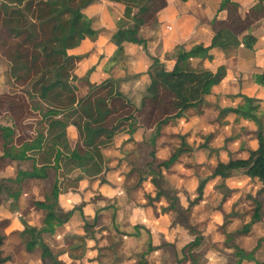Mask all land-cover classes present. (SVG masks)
<instances>
[{"label": "rangeland", "instance_id": "374dc122", "mask_svg": "<svg viewBox=\"0 0 264 264\" xmlns=\"http://www.w3.org/2000/svg\"><path fill=\"white\" fill-rule=\"evenodd\" d=\"M138 2L141 4L144 0H138ZM149 2L150 6H152L151 10L160 4V0H150ZM39 24L37 22L36 27ZM52 29L51 24H44L40 31H33L31 43L19 45V41L11 37L0 25V92H3L0 95V128L5 126L12 128L17 144L25 139H32L37 136L38 132L43 133L41 140L43 147L33 152L34 157L16 164L15 162L7 164L5 159H3L1 146L3 138L0 133L1 204L4 205L6 203L9 206L8 210L12 209L11 211H13L18 206L17 197L25 196L27 202L22 203L21 208L26 210V213L29 211L27 215L25 213L26 217H22L25 215L19 217L21 221L19 233H9L5 230L9 227L4 228L0 220V238L3 242L0 264H56L53 263L54 258L49 256V254H43L42 243L52 255L57 256L56 258L60 260L61 264H102L101 261L97 260L98 263H96V261L86 260L85 258L86 255H93V252H90L87 246H95L98 249V256L103 252L102 247H97L100 246L98 241L100 234L95 233V230H93L95 225L92 219L93 204L96 205L97 210L107 209V213L110 215L107 228L112 235H106L108 246L111 244L108 249H105L107 255H110L111 251H113L110 247L114 249V252L117 251V248L126 249L131 254L128 258L135 260V264H145V256H147L149 251L146 248L147 243L143 246L144 241H142V245L137 243L134 249L131 250L124 241L129 239L130 233L138 232L141 234L156 231L163 234L162 236L167 242L165 245L169 247L165 250V259L167 260H173L174 258V260H177V253L180 255L179 250L189 240L190 232L192 234L191 238L197 237L199 242L202 236H204V239L207 238L206 233L212 231V229L217 228V226H225L231 230L235 229L233 233L228 234V237L231 238V241L228 242L234 244L239 231L249 224L248 222L254 208V202L250 196L256 190L257 183L244 176L245 174L242 170H237L232 173L231 178L226 180L227 184L235 188V193L226 201L225 205L222 204L221 195L215 189L214 182L211 180L206 182L200 200L195 202L198 196L197 185L208 176L210 171L211 163L206 158L209 146L220 145L221 151L218 159H234L247 156V150L242 149V145H238L237 138L231 139L235 134H239L238 124H234L232 130L227 125L222 127L223 132L227 134L224 139L218 137L219 139L217 140L210 139L208 142L206 141L208 133L218 126L215 122L218 117L212 114L206 117V121L198 123L195 128L194 139L190 143L186 139L187 144L181 146L182 152L179 154V159L177 158L179 160L178 163L170 165L168 168H161L158 176H156L157 184L166 193L167 197L175 198V209L172 212L160 213V206H167L171 202L170 199L162 197L160 201L154 200L150 202L147 196L154 197L156 187L149 180L139 184L138 176L140 171L146 170L147 163L153 162V166L156 167L157 163L167 159L175 151L173 143L170 144L169 149L167 147L160 148L158 158H155L150 155L153 147L144 143L147 141L146 138L132 149H123V141V144L120 141H117V144L113 142V145L105 150L107 155L112 156V154H115L113 158L106 157L105 159L102 155V161L96 150L94 151V156L97 160L103 162L100 173L103 172V168L106 166L105 163L113 161L110 167H107V170L110 168L119 170L123 174L122 180L116 178V174L112 171L94 180H90L92 177H87L81 185L75 182L72 179L73 177L61 178L62 193L71 192L74 195L76 194L74 198L70 197L67 202L76 203L71 208L70 205H67L69 208L66 209L62 206L64 201L62 194L54 206V212L61 218L62 225L56 227L53 234L44 233L38 235L40 243L30 251L25 249V244L30 239L29 231L27 232L26 230L43 226L41 218L46 211L43 209L42 211L36 210L38 213H35L34 206L37 205L34 203L37 200H43L42 195L45 184L28 181L19 186L13 179L19 169H30L34 162L39 164L53 160L55 155L54 136L61 129L55 124V121L66 119L72 122L83 121L86 113L79 108L78 100H82L83 105L90 104L87 111L93 117H97L99 109L97 108V100L105 99L108 103L109 111L104 117L103 125L113 129L118 124L120 130L132 129L129 120H127L131 117H134L135 120H140L145 127L149 126V128L154 129V120L162 115L160 107H165L169 113L176 110L170 97L160 107H155L149 100H145L147 106L143 107L140 104L136 108L133 104L124 103L117 97H110L108 93L111 88L109 86L98 87L95 84H91V73L90 69H88L91 61L86 59L87 63L83 62V57L88 54L86 48L79 53L80 55H73L75 57L67 62L60 71L62 78L75 87L74 93L71 94L57 85L54 86L56 74H53L51 70L56 68L61 60L54 56L46 57V53L42 52L40 46L35 43L40 40L47 41L53 35ZM34 43L35 45H33ZM53 60L54 62H52ZM30 65H32L30 69L22 71L24 66L28 67ZM36 68H41L42 70L38 72L35 70ZM47 69H50V71H47ZM40 71H44L43 80L41 81L39 79ZM22 73L28 74V79L25 81L21 77ZM111 80L114 81L115 85L117 83L119 85L121 79L116 77L111 78ZM14 83L23 84L24 86L19 85L22 86L19 88L18 84L15 85ZM123 87L127 94H135L133 85L126 84ZM144 96L149 98L147 92H145ZM131 98L138 99L135 95ZM73 104H75V111H73L72 107L68 108ZM100 105L102 109L106 108L103 104ZM260 111L264 114V99L261 102ZM225 116L224 118H228ZM262 125L260 128L264 129ZM65 134L72 142H74L77 135L76 141H78L79 126L75 123H69ZM241 137L245 140L246 146L251 144V139L248 136L241 134ZM101 138L98 139V144L103 140ZM162 140L174 142L178 139L173 137L169 139L166 137L159 138L157 143L155 142L156 147L159 146ZM203 143L207 145L205 146ZM116 145H119V147ZM101 148L104 147L101 146L99 149L102 154ZM82 150L84 151L85 149L82 147ZM127 150H130V153ZM150 178L148 177V179ZM104 183L108 184V187L103 186ZM87 204L88 210H91V215L85 213V210L81 208ZM215 211L223 212L222 217L217 213L212 214ZM8 212L10 211L5 212L4 207L0 206V216L2 214L8 215ZM258 220H262V224H258L255 228L253 225L250 228L252 233L246 238L248 246H254L255 236L264 232V219L259 218ZM29 221L30 223H28ZM86 222L87 224H85ZM184 228H186L185 231ZM179 230H183V233L186 232L188 235L187 239H180L183 235L178 233ZM200 232L203 235H199ZM196 233L198 234L197 236H195ZM216 236L219 238L218 235ZM204 239L200 240V244L196 243L203 246L201 250L203 253L204 250H207L208 245L206 243H211L213 236H210L209 242L204 241ZM262 240L264 239L258 240L257 246L264 243ZM119 241L121 244L118 243ZM194 249L195 246H193ZM191 250L192 248L187 249L184 247L187 258L190 255H194ZM185 253L183 254L185 255ZM6 255H11V259H5ZM155 257L157 258V255ZM118 261L112 258L106 263L119 264Z\"/></svg>", "mask_w": 264, "mask_h": 264}, {"label": "crops", "instance_id": "0c3cea01", "mask_svg": "<svg viewBox=\"0 0 264 264\" xmlns=\"http://www.w3.org/2000/svg\"><path fill=\"white\" fill-rule=\"evenodd\" d=\"M143 3L139 4V2H133V0H131V2L130 0H127V2L122 0H93L83 9V13L91 19V27L96 31V35L91 38L85 37L77 47L68 50V54L70 55H80L79 53H81L84 48L88 50V54L83 57V62L87 63L86 59L91 61V64L88 66L91 73V84L98 85L106 79L116 77L121 79L119 85L117 83L115 88L122 95V98L119 99L124 101V103H131L136 108L138 105H142V100L145 97V92H147L146 90L150 83L149 70L151 69L153 59L158 60L160 66L165 70H170L174 66L177 56L183 49L189 50L195 45H202L203 47L209 46L217 30H226L235 35L236 39L239 41V45L227 49L214 46L208 48V50L198 52L195 56L187 60V68L196 70L205 69L217 73L218 81L211 87L210 93L204 95V104L201 105L199 109L188 108L184 116L169 120L163 125L160 134L155 138L156 143L159 138L163 137L167 139L173 137L178 140L174 142L162 140L158 147H156L155 143L153 146V144H151V138L154 134V129H151V127L149 128V126L145 127L140 120L136 119L137 122L134 125V130L129 131V129L123 128V130H117L110 143L103 146L104 148H101L102 155L105 159L106 157L113 158L115 154L110 156L105 153V150L109 149V146H112L113 142L117 144V141H120V143L123 141V149H132L146 138L147 141L144 143L150 144L155 148V158H158V153L162 147H167V149H169L170 144L173 143L174 150H177L181 148L180 144H182V142L187 144L186 139L188 143H190V141L194 139L195 128L198 126V123H200V121L201 123L206 121L207 116L214 114L215 117H218L215 121L218 126L217 128L214 127L211 130L212 132L208 133L206 141L208 142L210 139H224L227 134L223 132L222 127L227 125L229 129L232 130L234 124H238L239 134H235L236 136L234 135L231 139H235L236 137L239 143L238 145H242V149L247 150L248 156V152L257 147V140L255 138L257 124L253 120L238 116L232 111H226L220 114V110L223 108H235L242 104L243 98L237 96L238 93H241L253 98L255 100L254 102L258 104L257 116L260 119V124H263L262 126L264 127V114L260 111V105L264 99V86L259 83L260 75L264 74V0H160V4L156 8H152V10L150 8L149 12L144 16V22L138 28L137 37L143 40V42L133 43L123 41L121 43L122 50L117 52L119 41L116 37V32L119 29L131 27L134 24L133 20L124 16L126 4L132 6L133 12H135ZM10 36L12 37V35ZM16 84H18L17 86L19 88L24 86L19 83ZM126 84L133 85L135 94L129 95L125 92L126 90L123 89V86ZM1 94H3V92H0V95ZM134 95L137 96L138 99L131 98ZM171 100H173V97H171ZM224 116L228 118H224ZM127 120L131 122L132 119L128 118ZM262 130L264 135V129ZM241 134L251 139V144L249 146H246L245 140L241 137ZM76 139L77 135L74 142L67 136V141L71 148L75 146L77 142ZM203 145L206 146L207 144L203 143ZM116 146L119 147V145ZM219 146L220 145L209 146L206 157L209 163L213 164V161L218 159L219 152L221 151V147ZM210 148L215 149L216 157H209ZM127 151L130 153V150ZM178 159L172 165L178 163ZM218 160L226 162L230 159L219 158ZM5 161L7 164L21 162H8L6 159ZM112 162L113 161L105 163L106 166H104L103 172L96 176H92L90 180L103 177L105 173L108 174L111 171L116 174V178L122 180L123 174L119 170H112L111 168V170H107V167H110ZM79 174V169H73L69 174H65L61 178L73 177L72 179L81 185L86 180L87 176L76 179V176ZM244 176L248 177L247 175ZM231 177L232 175L225 179H221L220 177L209 179L214 182V187L221 195V202L223 205H225L226 201L235 193V188L226 183V180ZM248 178L257 183L256 190L252 193V196H254L256 191L261 187V183L257 178ZM28 181L41 182L39 179L33 178L26 179L18 185L22 186L23 183H27ZM103 186L108 187V184L104 183ZM60 187L61 192L59 193L58 199L63 194L62 199L64 198V201L62 202V206L68 209L69 206L67 205H70L71 208L76 202L67 201L70 200V197L74 198L76 194L74 195L71 192L62 193L61 182ZM42 197L44 200V195H42ZM17 198L18 206L17 209L13 211H11V208V210H8L9 206L6 203L4 205L0 203V206L4 207L5 212L10 211L8 215L2 214L0 216L3 227H9L5 229L9 233H19V228L21 227L19 217L26 213V210L21 208L22 203L27 202L25 196H19ZM260 201L261 212L259 218L264 219V195L261 197ZM93 205L92 208L94 207V212L92 219L95 224L93 230H95V233L100 234L98 240L100 246L97 247H102L103 252L98 256V249L95 246H87V249L93 252V255H86V260H93L96 261V263H98V260L101 261L102 264H107L106 261H110L113 258L115 261L119 260V264H135V260L128 258L131 254L126 249L117 248V251L114 252V249L110 247L113 251H111L110 255H107L105 249H108L111 244L108 246L106 237L112 235L107 228L110 215L107 213V209L102 208L97 210L96 205ZM87 206L88 204L81 208L85 210V213L91 215V210H88ZM36 210L42 211V208L34 206L35 213H38ZM172 211L173 210H168L162 214ZM27 213H29V211H27ZM213 213L220 214V217H222L223 214V212L216 211L212 212V214ZM26 215L22 217H26ZM252 215L253 212L248 222L250 224L248 231L246 233H238V238L236 237L234 244L228 242L231 241L228 234L233 233L235 229L231 230L225 226H217V228L212 229V231L206 233L208 237L204 239V236H202L199 242L197 237L191 238L192 234L190 232L189 240L186 241L179 250L180 255L177 253V260H174L175 258L173 260L165 259V250L169 247L165 245L167 242L164 236H162L163 234L159 232L153 231L141 234L138 232L130 233L129 239L124 241L125 244L129 245L131 250L134 249L137 243L142 245V241H144L143 246L147 243L146 248H148L149 252L147 256H145V264H264V243L257 246L258 240L261 238L264 239V232H262L261 235L255 236L254 246H248L246 243L247 236L252 233L250 228L253 225L255 228L258 224H262V220H258L259 218L250 223ZM95 216L97 218L96 222H94ZM44 217L45 214H43L41 218L42 225L44 224ZM28 223H30V221ZM62 223L56 227L61 226ZM85 224H87V222ZM43 226L37 229H41ZM55 229L52 233L42 231L40 234H53L55 233ZM185 230L186 228H184V231ZM184 231H178V233L183 235V237L180 238L182 240L188 237L186 232L183 233ZM197 235L196 233L195 236ZM199 235H203V233L200 232ZM216 235H218L219 238ZM210 236H213L212 242L206 243L208 245L207 250H204L203 253V251H201L203 246L198 244H200V240L202 239L209 242ZM120 241L118 243L121 244L122 241ZM262 241L264 242V240ZM193 246H195L194 250ZM184 247L187 249L192 248L191 252H193L194 255H190V257L187 258ZM183 253H185V255ZM156 255L157 258L155 257ZM7 256L11 255H6L5 257ZM53 256L54 262L56 264H61L60 260L56 258L57 256Z\"/></svg>", "mask_w": 264, "mask_h": 264}, {"label": "trees", "instance_id": "16d2710c", "mask_svg": "<svg viewBox=\"0 0 264 264\" xmlns=\"http://www.w3.org/2000/svg\"><path fill=\"white\" fill-rule=\"evenodd\" d=\"M92 1L93 0H0V25L8 34L19 41V45L31 43L33 31H40L42 25H52L53 35L48 38L47 41L40 40L35 43L40 46L42 52L46 53V57L54 56L61 60L60 64L51 70L53 74H56V82H54L53 85H57L62 90L71 94L74 93L75 87L62 78L60 71L67 62L75 57L68 54V50L77 47L85 37L91 38L96 35V31L91 27V19L83 13V9ZM122 1L127 2V0ZM149 1L150 0H145L135 12H133L132 6L126 4L124 16L133 20L134 24L131 27L119 29L116 32V37L119 41L117 52L122 50L121 43L123 41L133 43L143 42V40L137 37V31L139 26L144 22V16L152 7ZM133 2H138V0H133ZM37 22L40 24L36 27ZM35 43L33 45H35ZM238 45L239 41L236 39L235 35L226 30H217L209 46L203 47L202 45H195L189 50L183 49L177 56L175 64L170 70H165L160 66L158 60L153 59L151 69L149 70L150 83L146 90L149 98H143L142 106H147L145 100H149L155 107H160L166 102V99L173 97L171 101H173L176 109L174 113H169L166 111L165 107H160L162 115L156 118L153 123L154 134L151 138V144H153V146L155 138L160 134L163 125L169 120L184 116L188 108L199 109V107L204 104V95L209 94L211 87L218 81L217 73L205 69L196 70L187 68V60L195 56L198 52L208 50V48L214 46L227 49L229 47H237ZM48 50L50 51L49 53ZM52 62H54V60ZM30 67H32V65L28 67L24 66L22 71L28 68L30 69ZM35 70L39 72V70L42 69L36 68ZM47 71H50V69H47ZM40 72L39 79L41 81L43 80L44 71ZM27 76L28 74L26 73L21 74L24 81L28 79ZM259 83L264 86V74L260 75ZM97 86H109L111 88L108 93L110 97L122 98V95L116 90L115 84L111 79H106ZM237 96L243 98V103L235 108H223L220 110V114H222V112L232 111L238 116L253 120L257 124V131L255 132L257 147L250 150L246 158L230 159L226 162L215 159L213 161L214 163L210 166V173L208 176L197 185L198 196L195 202L200 200L207 180L215 177L225 179L230 177L234 171L242 170L245 175L250 178H257L261 183V187L256 191L255 195L250 196L251 200L254 202V210L250 222L252 223L260 216V200L264 195V135L262 128H260V119L257 116L258 104L254 102L255 100L253 98L241 93H238ZM100 104H103L106 108L102 109ZM74 105L75 104L68 108L72 107L73 111H75L76 108ZM78 106L86 113L83 121L72 122L68 119L55 121V124L61 127V129L58 130L54 136L55 155L53 160L42 162L39 165L34 162L30 170L19 169L13 179V181L19 185L24 180L33 178L39 179L45 184L43 189L44 200L35 202L38 207L46 211L44 226L41 229L33 227L26 230L27 232L29 231L30 237L25 244V249L27 251L32 250L40 243L37 236L40 235L42 231L52 233L55 227L62 223L61 218L54 212V206L61 192V177L65 174H69L73 169H79L80 174L76 176V179L84 176L92 177L98 175L102 171L103 162L95 158L94 151H97V155H100L102 160V154L99 151L100 147L108 145L113 135L120 128L118 124H116L113 129L103 125L104 117L109 111L108 103L105 99L102 98L97 100V108H99L97 117H93L92 114L87 111L90 104L83 105V101L78 100ZM131 119L130 126L132 129H129V131L134 130V125L136 124L134 117H131ZM69 123H75L79 126V140L73 148L69 146L65 134L66 127ZM0 133L3 138L1 142L3 151L2 157L8 162H19L34 157L33 152L43 147L41 143L43 138L42 132H38L37 136L32 139H25L18 144L15 142V134L12 128L7 126L2 127L0 128ZM99 138L103 139L100 144H98ZM184 145L186 144L182 142L180 147ZM82 147L85 149L84 151ZM181 152L182 150L178 148L168 159L157 163L156 167L153 166V162L147 163L146 170L140 171L138 183L141 184L149 180L150 183L156 187L155 196H147L150 202L154 200L160 201L162 197H167L166 193L157 184L156 176H158L161 168H168L172 165ZM215 153V149L210 148L209 157H216ZM150 155L155 157V148L151 150ZM33 160L35 161L34 158ZM148 177L151 178L148 179ZM167 199H170L171 202L167 206H160V212L162 213L175 209V198L167 197ZM154 211L156 212V210ZM96 220L97 218L95 216L94 222H96ZM249 226L250 224H247L239 233H246ZM2 243L0 238V257L2 255ZM41 245L43 247V254H49V256L53 258L54 256L48 251L47 247L43 243ZM5 259L10 260L11 256H7ZM53 263H55L54 260Z\"/></svg>", "mask_w": 264, "mask_h": 264}]
</instances>
